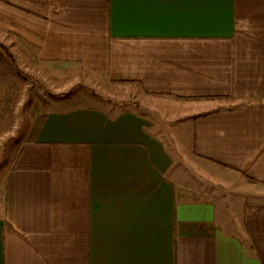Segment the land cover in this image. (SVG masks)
<instances>
[{"label":"crops","instance_id":"1","mask_svg":"<svg viewBox=\"0 0 264 264\" xmlns=\"http://www.w3.org/2000/svg\"><path fill=\"white\" fill-rule=\"evenodd\" d=\"M0 30L191 103L170 141L130 110L35 114L0 193V264H264V0H0Z\"/></svg>","mask_w":264,"mask_h":264},{"label":"rangeland","instance_id":"2","mask_svg":"<svg viewBox=\"0 0 264 264\" xmlns=\"http://www.w3.org/2000/svg\"><path fill=\"white\" fill-rule=\"evenodd\" d=\"M0 45V193L31 118L54 108L59 101L66 107L134 111L169 141L173 126L183 122L178 116L191 106L186 101L146 96L134 85L111 83L77 67L43 62L37 49L11 30H0ZM190 170L204 185L205 180L198 175L200 169ZM206 186L213 190L209 196L217 201L225 193L234 196V188L228 192L219 185Z\"/></svg>","mask_w":264,"mask_h":264},{"label":"trees","instance_id":"3","mask_svg":"<svg viewBox=\"0 0 264 264\" xmlns=\"http://www.w3.org/2000/svg\"><path fill=\"white\" fill-rule=\"evenodd\" d=\"M3 47L0 45V49H2Z\"/></svg>","mask_w":264,"mask_h":264}]
</instances>
